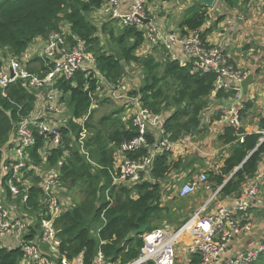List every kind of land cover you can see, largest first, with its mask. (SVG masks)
I'll return each instance as SVG.
<instances>
[{
	"label": "trees",
	"instance_id": "1",
	"mask_svg": "<svg viewBox=\"0 0 264 264\" xmlns=\"http://www.w3.org/2000/svg\"><path fill=\"white\" fill-rule=\"evenodd\" d=\"M105 1L0 0V49H7L19 58L37 38L46 40L51 33H62L70 48L82 43L86 51L94 56L95 69L89 71V75L78 72L73 79L67 81L60 78L51 86L60 93V101L66 105L70 115L67 125L60 129L62 146L46 150L43 137L34 132L35 143L25 150L33 167L41 166L44 159L49 167H56L60 163L59 177L64 187L67 190L78 187V192L83 195L78 204L55 220L60 254L68 261L81 255L83 264H95L100 252L109 261L129 264L139 257L143 246L142 236H132V232L147 222L151 224L146 232L151 231L158 227L156 222L167 215L168 209L161 205V182L171 172L188 168L183 166L182 159L171 161V151L168 150L155 158L149 181L130 186L112 185L111 173L117 148L139 134L131 121L123 120V110H113L101 116L96 123H92L96 110H91L84 124L87 131L92 133L84 144L88 158L82 154L76 141L81 125L76 121L89 112L98 87L99 77L96 73L116 86L124 77L126 64L139 65L145 74L143 85L130 95L139 96L140 106L154 115L167 113L163 130L170 142L201 131V114L207 106L206 99L214 92L216 75L196 72L191 63L180 65L170 58L165 62H157L152 56L141 58L137 55V50L144 43L141 29L136 26L117 28L113 25L114 20L97 28L89 20L88 16L99 11ZM240 1L221 0L227 9H235ZM208 18V8L195 1L184 13L179 27L181 30L197 31L207 23ZM62 23L67 24L68 34L62 32ZM209 32L210 28L200 33L203 41ZM104 38L122 52L123 62H117L108 52ZM52 65L42 56H34L25 63L26 70L40 78L52 69ZM2 66L0 58V69ZM234 95V90H219L214 97L228 100L233 99ZM35 102L36 96L23 81L0 88V165L9 134L14 133L15 126L29 116ZM249 103L243 102L240 116L251 107ZM221 116L218 113L212 117V121H218ZM257 126L259 132L252 133H247L243 127L236 130L226 126L218 136L222 145L230 146L229 154L218 170H209L206 175L213 189L221 187L219 197L222 199L239 195L242 184L258 171L264 141L255 148L262 138L264 118H260ZM240 136L243 137L242 142ZM145 139L148 144L158 141L152 133L146 135ZM147 154L148 151L143 148L127 152L125 156L134 160ZM34 174L33 169L25 174L32 177L34 183L27 189L25 207L39 212L43 209L39 202L42 191L36 186L40 179ZM6 192L10 198L9 190ZM96 228L97 237H94L92 231ZM39 230L37 224L31 227L26 239L31 240L39 234ZM21 258L19 247L0 246V264H18ZM263 259L261 256L259 261ZM191 262L197 263L198 260L192 259Z\"/></svg>",
	"mask_w": 264,
	"mask_h": 264
},
{
	"label": "built area",
	"instance_id": "2",
	"mask_svg": "<svg viewBox=\"0 0 264 264\" xmlns=\"http://www.w3.org/2000/svg\"><path fill=\"white\" fill-rule=\"evenodd\" d=\"M144 1L106 0L98 12L115 22L121 23L122 26H137L143 31L145 42L149 41L150 46L164 49L170 60H177L180 65L191 63L196 72L214 73L216 81L213 94L219 90L235 91L233 97L235 105L219 123L237 130L241 122L239 111L243 108L244 102L241 84L249 75L248 72L232 65L221 47L203 41L199 31H189L186 34L163 33L156 23L151 20L147 21V18L141 14ZM241 1L250 2L251 0ZM34 56H29L26 62ZM38 56L47 58L53 64L52 69L42 78L30 74L25 69L26 67L19 63L18 59L11 61L4 69H0V88L4 89L16 81H26V84L32 86L33 89L46 88L48 91L47 103L39 109L40 111L34 112L33 108L29 116L15 126V136L10 144L16 148L14 150L16 159L6 163L3 180L11 197H19L23 204L28 199V188L23 186L26 181L25 174L29 170L38 169L32 166L25 150L34 145V132L43 137L47 149L56 148L63 144L61 126L56 124V119L63 111L64 103L60 101V93L51 88L53 82L60 78L67 81L71 80L78 72L89 75L91 70L95 69V58L92 53L86 51L82 43L70 48L62 33H51ZM96 74L99 77L98 87L92 97L89 112L76 121L81 125L76 141L85 156H87V152L84 149V144L88 139V131L84 124L90 111L94 110L93 101L100 90V85L105 82L115 89L120 87L105 81L102 76ZM110 94L114 100L123 97L114 91H111ZM246 97L248 100L256 98L253 93H248ZM164 120L165 118H161L160 115H154L142 108L140 103L131 119L125 120L132 122L139 135L117 148L111 173L112 185L130 186L149 181L154 160L158 155L168 150L171 152H181L183 148L186 150L187 146L184 141L183 143L180 140L170 142L165 136ZM149 133H152L158 140L154 144H148L145 139ZM261 133V142H263L264 131ZM240 141H243L242 136H240ZM143 148L148 151V154L143 158L133 160L125 156L127 152ZM51 171H55V173L53 174ZM51 171L47 175L41 176L43 185L40 187L42 191L40 204L43 209L39 215L40 232L31 240L28 241L26 238L31 227L34 226H30L27 221L17 217L13 209L4 200H0V240L8 237L15 240V244L22 252V258L18 264H83L81 255L72 261H68L60 254V241L55 229V220L64 211V205L57 194L63 186L58 169L52 168ZM39 174L41 175V172ZM200 187L208 192V196L199 210L177 230L164 225L143 234V246L139 257L129 264H176L177 248L185 234H188L191 239L185 248L186 264H256L259 261L261 255L264 254L263 242L235 255L229 254L228 248L236 238L251 234L256 227L249 216V212L254 206L262 203L260 194L264 189V167L258 168L254 177L242 184L239 196L232 198L233 200L228 201L229 203L220 200L219 191L221 187L213 191L206 173L203 172L179 186L176 184L166 189V192H169V196L184 199L194 195ZM170 189H172L171 192ZM41 244L47 246V253L42 252ZM192 255L198 257L197 263L189 260ZM95 264L119 263L105 259L103 254L99 252Z\"/></svg>",
	"mask_w": 264,
	"mask_h": 264
},
{
	"label": "rangeland",
	"instance_id": "3",
	"mask_svg": "<svg viewBox=\"0 0 264 264\" xmlns=\"http://www.w3.org/2000/svg\"><path fill=\"white\" fill-rule=\"evenodd\" d=\"M194 2L195 0H169V1H164V2L163 0H145L141 7V14L143 15L144 18H147V21L149 20L153 21V23H156L163 30H165L168 34H186L187 32L191 30H181L179 27V23L184 13L186 12V10ZM221 8H226L221 2V0H215L213 6L211 8H208V12H210L209 10L212 9L211 14L214 13V16L208 18V21L211 22V27H209L210 31H212V26H214V29L216 28L214 24L215 23L214 20L215 18H219L216 16L221 14V10H220ZM208 16H210L209 13H208ZM88 18L97 28H100L104 23H109L113 21V20H110L109 17L102 15L100 12L91 13L88 16ZM159 19L169 22L170 27L168 26V24L166 25L167 27L161 26L159 23ZM113 25L117 28H120L122 26V24L117 21L113 22ZM202 28H200L197 31L201 33ZM61 30L63 33L68 34L69 31H68V27L66 23H62ZM42 40L45 43L46 40L44 39ZM35 44L36 43L33 42L31 46H28V49L19 58L9 53L7 49H3V48L0 49V58L2 59V62H3L2 68L4 69V67H7L11 63V61H17V59L19 60V63L21 65L25 66V62L27 59H29V56L31 57V56H34L35 54H39L38 51H40V49L37 50V53L30 50V48L32 49L33 47L37 46ZM150 45L151 43L149 41L145 42V39H144L143 45H141V47L137 50V55L140 56L141 58L146 57V56H152L157 62H165L166 60H168L169 56L164 49L160 47L159 48L152 47ZM144 78H145L144 71L139 65L126 64L125 71H124V77L120 81V84L116 85V86H120L118 89L108 86L105 82H103L100 85V90L97 92V94L94 97L93 108L96 110V114H94L93 116L92 123H96L97 120L101 116L106 115L113 110H124L122 111L121 116L125 118V120L131 119L132 115L138 109L139 96H132L130 95V92L138 91L139 88L143 85ZM23 82L26 84V81H23ZM26 85L28 89L32 91V93L36 96V102H35L34 107L36 106L38 109H41L47 103L48 91L46 90V88L33 89V87L30 86L29 84H26ZM111 91L118 92L123 97L121 99L114 100L111 97V94H110ZM57 98H59V96H57ZM232 100L233 99H230V100L216 99L214 97V94H212L206 99L207 106L206 108H204L201 114V131L198 134H195L194 136L184 137L185 139L192 137L190 138V141L194 145H197L195 147L199 149V151H196V153H192V155L190 156L189 155L185 156L183 158V161H184L183 166H185L188 169L182 170L180 172H175V173L171 172L161 182L162 187L164 186L166 188V187L172 186L171 184L176 178L181 179L179 180V184L177 183L178 186L181 183H183V180L186 179L185 178L186 176L180 177L181 172L182 174L190 173L191 176L189 178H192L200 174L201 170H205L210 167L218 169L222 165L230 149H229V146L226 147L225 145H222V143L218 141V136L222 131L221 130L222 127L224 126L225 128L226 126H228V125L219 123V121L224 116H226L227 113L230 112L231 107L235 105L234 100L233 101ZM261 112L262 111L255 110L254 113L248 114V112L245 111L244 115L240 116L241 120H243L242 122H240V125L242 123V126L245 128L247 126V127H251L255 129L256 121L257 119L259 121L260 118L258 117L260 116ZM218 113L222 114L221 118L218 121H212V117H214ZM166 114L167 113L162 114L160 117L164 118ZM58 116L59 118L56 121V124L60 125L61 127L66 126L70 118L66 105H63V111ZM91 134H92L91 132H88V138L91 136ZM12 135H13V132L9 134V140ZM8 144H9V141L3 147L4 159L7 155H9L10 150H11L10 148L9 149L7 148ZM193 154H195V156H193ZM4 159L2 158L3 163H4ZM50 171H51V168L49 166H44V165L38 166V169L35 170V172L37 173V176H40V181L38 185H36L37 187L38 186L41 187L43 185V180L41 176L47 175ZM39 172H41V175L39 174ZM51 172L53 174L55 173V171H51ZM230 177L231 175L227 179H229ZM31 178L32 177H28L26 179V181L23 183L24 187L28 188L34 185ZM211 188L213 191L215 190L213 189V186ZM65 190H66L65 193H63L64 192L63 188L58 190V193H57L58 197L62 200L61 202L64 205L65 209H72L76 204L80 202V200L83 198V195L80 192H78L79 190L78 187H75L73 189H68V190L65 189ZM171 190L172 189H170L169 191L171 192ZM162 196L164 200L163 202H161V204L162 206L168 209L167 215L164 217L165 219H162L161 221L156 222V225L164 226L166 224L168 225L182 224V222L180 223V221H184L186 219L190 208L193 207V205L195 204L194 196H191V197H188L182 200L177 199L176 197H172L168 199L171 196H169V194H165V191L163 192ZM0 200L1 201L4 200L8 206L12 207L18 216L23 214V211L21 210V207H22L21 200L19 202L18 198L16 199V197H11V199L7 200V198L5 197V194L3 193L2 195H0ZM188 207L189 209H187ZM194 212H192V214ZM30 216H31L30 218H26L27 223H29L30 226H35L36 220L35 218H33L34 215L31 214ZM260 217H262V219H260ZM254 222L255 223L264 222V206L262 207L261 211H258L257 215H254ZM263 226H264V223H263ZM98 227L99 225L97 226V228ZM97 228L92 231V235L94 237H97V234H96ZM4 240L6 239H3V241ZM13 240L14 239H10V240L7 239L6 241H4V242H7L5 247L10 248L11 245L12 247H14L15 245L13 243ZM2 245H3V242H0V246ZM181 245L184 247L185 244L182 243ZM182 246H180V248H182ZM180 256H181V252L178 249L176 264H182ZM261 256L262 258H264V254ZM258 263L259 261L256 264Z\"/></svg>",
	"mask_w": 264,
	"mask_h": 264
},
{
	"label": "crops",
	"instance_id": "4",
	"mask_svg": "<svg viewBox=\"0 0 264 264\" xmlns=\"http://www.w3.org/2000/svg\"><path fill=\"white\" fill-rule=\"evenodd\" d=\"M211 10L212 9H210L209 10L210 12H208L210 15L209 18L214 16V13L211 14ZM220 10H221V14L217 15L216 17H221L222 19L215 18L214 24H215L216 28L214 29V26H212V31H210L209 33H207L205 35L204 40L206 42H208V44H210V45L221 47L224 54L227 56V58L229 59V61L232 65L238 67L239 69H241L243 71L248 72L249 75H253L254 83L248 87V91L246 94L243 93V95H244L243 100L249 101L250 102L249 104L251 105V107L246 109L245 111H247L248 114L254 113L255 110L262 111L258 118H264V0H251L250 2L240 1V3L238 4V6L235 9L221 8ZM97 12L98 11H96L95 13H97ZM161 19H159V23L161 26L164 27L168 24V26L170 27L169 22H167L165 20H161ZM209 27H211V22L207 21L205 26L201 29V32H204ZM161 30L163 33L166 32L162 28H161ZM34 42L36 43L35 45H37V46H35V47L32 46L33 48L32 49L30 48V50L37 53L38 49H40V50L42 49L44 42H43L42 38L41 39L38 38ZM39 52L40 51H38V53ZM35 55H38V54H35ZM248 93L255 94L256 98L254 100H248L246 97V95ZM228 100H230V99H228ZM35 111H40V110L35 106L34 112ZM244 112H243V115H244ZM58 118L59 117H57L56 121L58 120ZM242 121L243 120H241V122ZM257 121H258V119H257ZM257 121H256V128L255 129L251 128V127H247V126L245 128L242 126V123H241L240 127H243L247 133L257 132L258 131V126H257L258 122ZM51 122L54 123L53 121H51ZM223 128H224V126L221 129L222 130L221 133L223 132ZM14 136H15V133H13V135L10 137L9 144L7 146L8 149L9 148L11 149L10 153H9V155H11V156L5 155L6 156L5 159L3 157L4 163L2 161V163L0 165V195H2L4 193L7 200L11 199V195H10V198H8L6 196L7 195V192H6L7 189L5 188V184L3 183V179H4L3 177H4V173H5V167L7 165L6 163L8 161H12V160L16 159V157H15L16 153L14 151V150H16V148L13 146V144L10 145L11 140L14 138ZM184 137H186V136H184ZM190 138H192V137H189L186 139L182 138L180 140V141H182V143L184 141V144L187 146V148H186V150L183 148L182 149L183 151H181V152L180 151H172L171 157H170L171 161H177L178 159L183 160V158L185 156H188V155L190 156V155H192V153H196V151H199V149H197L195 147L197 145H194L193 143H191ZM228 146L229 145H226V147H228ZM229 149H230V146H229ZM46 150H51V149L46 148ZM228 154H227V156H228ZM3 156H4V153H3ZM193 156H195V154H193ZM42 165L47 166L45 159L43 160L41 166ZM59 167H60V165L58 164V166L50 167V168L51 169L56 168L59 171ZM260 167H264V153L261 155V160L259 162V168ZM218 169L210 167V168H207L205 170H201L200 172L206 173L209 170L216 171ZM180 171H182V170H180ZM180 171H177V172H180ZM34 173L37 176V173L35 171H34ZM173 173H175V172H173ZM180 174H181L180 177L186 176L185 177L186 179L183 180V182H186V181L193 178V177L189 178L191 175L187 176L189 173L182 174V172H181ZM25 177H26V175H25ZM27 178L28 177H26L25 179H27ZM38 178L40 179V176H38ZM179 180H181V179H179V178L174 179L173 183L171 184L172 186H169L166 188L163 186L162 187V194L164 191H165V194H169V192H166V189L175 186L177 183L179 184ZM62 186L64 188L63 193H65L66 188L64 187L63 184H62ZM192 196H194L195 204L193 205V207L190 208L186 219L184 221H180V223L182 222V224L186 220H188L197 210H199V208L205 203L207 196H208V192H206L205 190H203L202 187H200L196 191V193ZM237 196H239V195H236V196L233 195V196H230L228 198H223V199L220 197V200L224 203H229L232 198L234 199ZM260 196L262 199V203L260 205L254 206L249 212V214H250L249 216L253 222H254V215H257L258 211H261L262 207L264 206V189L261 191ZM172 197H175V196H171L168 199H170ZM17 198L19 199V202H20L21 199L19 197H17ZM177 199H179V198H177ZM40 200H41V198H40ZM40 200H39V202H40ZM163 200H164V198L162 196L161 202H163ZM60 201H62V200L60 199ZM25 204L26 203L23 204L21 202V206H22L21 210L23 211V214H21L20 216H22V217L18 216L16 214L15 210L11 207L14 211V214L17 217L24 219L25 221L27 220L26 218H30L31 217L30 215L33 214L34 215L33 218H35L36 224L39 225V221L37 222V220L39 219V215L42 211H39V212L34 211L30 208L25 207ZM187 209H189V207ZM66 210H68V209H65V207H64V211H66ZM192 212H194V213L192 214ZM260 219H262V217H260ZM263 223L264 222H257V223L254 222V224L256 225L254 231L249 235L236 238L230 244V246L228 248V253L235 255L239 252H242V251H245L247 249L256 247L262 242L264 243V226H263ZM182 224H180V225H168V224H166V225L173 228L174 230H177ZM5 239L10 240L13 238L8 237ZM6 240H4V241H6ZM190 240L191 239H190L189 235L185 234L183 236L182 242L180 243V245L177 248V250L179 249L181 252L180 259H181L182 264H186L187 258L185 257V248H186V245L188 243H190ZM4 241L0 240V242H3V245L1 247L6 246L7 242H4ZM13 243L15 245L14 247H17V245L15 244L16 243L15 240H13ZM182 243L185 244L184 247L181 245ZM180 246H182V248H180ZM10 248H12V245ZM41 250H42V252L47 253V251H48L47 246L41 244ZM192 259L198 260V257L192 255L189 257V260H192ZM261 261H263V262H261ZM258 264H264V259L260 260Z\"/></svg>",
	"mask_w": 264,
	"mask_h": 264
},
{
	"label": "water",
	"instance_id": "5",
	"mask_svg": "<svg viewBox=\"0 0 264 264\" xmlns=\"http://www.w3.org/2000/svg\"><path fill=\"white\" fill-rule=\"evenodd\" d=\"M197 3L203 5L204 7L206 8H211L215 2V0H195ZM103 42L105 44V46L107 47V50L110 54H112L114 56V59L121 63L123 62L124 60V57H123V54L122 52H120L117 48H115L111 43L110 41L107 39V38H104L103 39ZM254 77L253 75H248L245 80L242 82L241 84V87H242V90H243V93L246 94L247 91H248V87L254 83ZM261 140L260 142L258 143V145L256 146L255 149H257L259 147V145L261 144ZM254 149V150H255ZM246 160V159H245ZM238 168L235 169V171H237ZM234 171V173H235ZM150 222H147L146 224L144 225H141L138 229L134 230L132 232V236H139V235H143L146 233V231L148 230L149 226H150Z\"/></svg>",
	"mask_w": 264,
	"mask_h": 264
}]
</instances>
